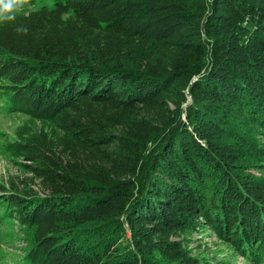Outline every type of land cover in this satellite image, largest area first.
I'll use <instances>...</instances> for the list:
<instances>
[{"label":"trees","instance_id":"trees-1","mask_svg":"<svg viewBox=\"0 0 264 264\" xmlns=\"http://www.w3.org/2000/svg\"><path fill=\"white\" fill-rule=\"evenodd\" d=\"M0 87L26 116L0 203L29 264H197L177 239L197 226L264 255V0L24 7Z\"/></svg>","mask_w":264,"mask_h":264},{"label":"rangeland","instance_id":"rangeland-1","mask_svg":"<svg viewBox=\"0 0 264 264\" xmlns=\"http://www.w3.org/2000/svg\"><path fill=\"white\" fill-rule=\"evenodd\" d=\"M34 1V3L32 2ZM48 0H28L24 7H40ZM211 9L207 15H209ZM7 95L2 94L0 87V196L11 194L13 183L18 176H25L21 168L15 163L18 159L12 158L4 150L6 141L16 140L15 130L26 120V116L19 112H10L7 104ZM192 103L191 96L184 104L182 117L187 120V107ZM25 161V159H22ZM28 162V161H25ZM264 162V161H262ZM251 174L262 176L264 167L259 169L251 167L248 169ZM14 179V180H13ZM14 183V184H15ZM41 194H44L43 192ZM5 204V203H4ZM3 202L0 203V264H29L38 261L35 251H28L26 241L23 240L21 225L14 218H10L4 213ZM126 237L124 244L129 241L132 249H135L132 232L129 223L124 218ZM177 239H184L191 255L198 260L197 264H264V255L256 254L257 248L250 250L243 245L248 253L240 251L239 247L227 240H221L211 229L196 227V229L185 231ZM239 238H237V241ZM248 254V255H247ZM29 261V262H28Z\"/></svg>","mask_w":264,"mask_h":264},{"label":"clouds","instance_id":"clouds-1","mask_svg":"<svg viewBox=\"0 0 264 264\" xmlns=\"http://www.w3.org/2000/svg\"><path fill=\"white\" fill-rule=\"evenodd\" d=\"M28 0H0V24L15 22Z\"/></svg>","mask_w":264,"mask_h":264}]
</instances>
